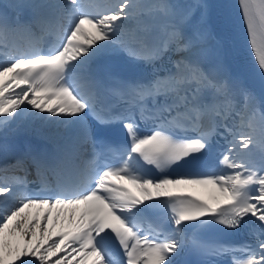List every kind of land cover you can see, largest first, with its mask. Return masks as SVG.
<instances>
[{
	"label": "snow or ice",
	"instance_id": "1",
	"mask_svg": "<svg viewBox=\"0 0 264 264\" xmlns=\"http://www.w3.org/2000/svg\"><path fill=\"white\" fill-rule=\"evenodd\" d=\"M239 7L255 75L224 0L0 3V264H264V0ZM26 114L73 134L10 141Z\"/></svg>",
	"mask_w": 264,
	"mask_h": 264
},
{
	"label": "bare ground",
	"instance_id": "2",
	"mask_svg": "<svg viewBox=\"0 0 264 264\" xmlns=\"http://www.w3.org/2000/svg\"><path fill=\"white\" fill-rule=\"evenodd\" d=\"M11 2V0H0V3L7 4ZM35 111V110H33ZM38 115H45V114H38ZM18 124L21 126L22 129L28 128L30 133L37 134L39 137H48V140L52 141L56 139L57 135L66 136L73 134L72 130L66 126H56V125H47L41 122L39 119L33 118L30 114H26L20 118ZM37 129L40 130L43 134H38L36 131ZM23 131V130H22ZM178 190H190L196 193H199L209 200L211 195V189L208 187L203 186H190V185H182L178 188ZM55 257H53V260Z\"/></svg>",
	"mask_w": 264,
	"mask_h": 264
}]
</instances>
